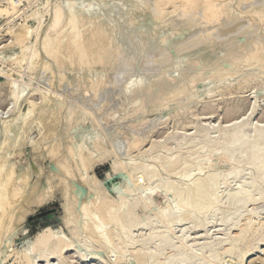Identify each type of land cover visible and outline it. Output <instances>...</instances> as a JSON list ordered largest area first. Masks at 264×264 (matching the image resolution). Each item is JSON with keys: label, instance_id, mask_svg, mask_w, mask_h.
I'll use <instances>...</instances> for the list:
<instances>
[{"label": "rangeland", "instance_id": "rangeland-1", "mask_svg": "<svg viewBox=\"0 0 264 264\" xmlns=\"http://www.w3.org/2000/svg\"><path fill=\"white\" fill-rule=\"evenodd\" d=\"M10 1L13 2V6L15 5L13 7L14 11H10L11 13L9 14L1 13L0 11V147L4 148L0 149L5 151H3V153L2 150H0V163L2 165V167L1 165L0 167L2 169H5L6 166V170H11L16 175H19L23 169H26V172H28V184H30L31 187L33 186L35 180L38 179L37 177L40 176V179L42 180L44 179L42 174L48 175L51 172V169H53L52 163L55 164V160L59 159L54 158V156L66 158L65 156H68L66 154L67 152L65 153L67 148L69 149L68 151L76 152L77 150L79 151V149L82 150L83 146V150L87 149V151L91 153L93 151L91 144L94 145V138L99 136V138L102 139V151L90 157V159L86 161L81 168L77 166H73L72 168V173L81 175L82 179H77L76 181L72 182L70 192L66 194H69L70 197L66 196L67 201H65L67 204L64 203V205H68L70 209L67 208V206L66 208L70 211H74L75 208L77 210L80 208L81 203L79 202L81 199H87L91 201L93 207L95 206V208H97V211H100L101 217L103 218V210H107V208L104 207H112L113 201L117 203V198H115L112 194L113 186H115V184L117 185L122 179H125L131 190L134 191H132V193H135L134 195L137 200L144 198V190L145 192L152 193V198L150 200L151 206L146 208L144 211L140 209L136 210L134 214L135 219L133 217H131V219L141 224L152 221L157 228L156 233H164L167 231V229L165 228L164 224L159 222V211L165 209L166 202L177 205V197L184 195L187 185L184 182H181L178 184L179 186L176 190L165 195H161V185H170V181L174 182L175 179H178V177L181 175L180 173L182 172L186 174L188 173L189 175H195L197 172L196 168L208 163V161H213V172L216 177L227 173L232 168L243 167L244 160L239 156L238 152H235L231 158H225L222 154V150H219L218 155L220 156L213 160L209 157V155L202 154V158L198 163L199 167H195V165L189 163L181 168H171L172 170H169L168 173H166L168 175L165 174L162 177L159 176L154 181L149 182V184L144 182L142 185L145 188L144 190H141V188L139 189L136 186L138 185L136 184L138 182L135 181H137V179L140 177L138 170L131 172L128 169V166L130 165H134L136 167L145 165L150 166L149 157L156 156V154H158L157 152H159L160 155H164V151L167 153V150H172L181 144V142L184 143L189 139L191 140L193 138V144H201L204 139L203 135L205 130L207 133H209L208 139L213 142L219 141L221 138V133L223 135V133L228 131L226 127L240 121L252 107H254V114L246 121L243 131L249 133L248 128L252 125L264 126V51H262L264 49V0H218L219 5L217 2H215L216 5L214 4V7L216 11H219L220 13L222 12V15L215 23L202 17L204 10L201 6L202 4H199L201 1H199V5L195 7L196 10L193 9L194 3L192 4L193 7L190 8L191 12L189 8L184 9L187 10V12L189 10L188 14L184 11L183 13L186 14L184 15L182 14L183 9L181 10V7L177 4L176 6L178 8L180 7V11H177V7L174 4L164 5L165 7L162 6L160 9L158 0H83V5L92 3L91 9L101 10L103 15L102 18L107 24H105L102 19L100 20L101 22L99 21L100 23H98L102 24L103 26L107 25L106 28L108 29L105 28L100 30V28H97L96 26L91 30V26L93 27L99 24H95L93 21L92 22L94 24H91L90 22L85 23V21H82V24H84L83 26L90 29L91 35L96 33V37H94L95 35L92 36L95 39L94 40L92 38L93 42L90 38L87 39L85 36L88 34V29L85 27H81L83 30L80 29V35L88 40V45L91 43L90 47H92V44L94 43L93 46L95 48L92 47V52L95 50V52L98 51V54L101 55L99 56L95 52L91 53L90 48L87 47V50L90 51H85L86 53L83 51V56L81 57L83 60L86 58V56L84 57V54L87 53L90 54H87L89 56H87V58H90V56H93L94 54L98 56L97 58V56L94 55L93 59H91L93 62L90 61V66L89 63H87V61H89L87 58L83 63V60L77 57L79 55L76 54L75 57L71 50H67L68 45L66 43L69 41H67L68 38L65 40L67 36L66 34H63L65 32L62 29L61 32H63L62 34L65 35V37L63 35L61 36L64 37L66 42L63 40L62 42L64 43L61 47L66 46V49L60 47L58 48L59 51L56 53L60 52L61 55V52L63 53L65 50L67 52L64 51V56H59L60 59L65 57V53H67L66 56H68L66 58L70 61L72 58L74 61L79 59L77 62L81 61L82 63L80 62V64L83 66H78L80 69L76 67L77 65L75 66L76 63L73 61V59V62L71 61L69 65H73L75 63L73 65L75 67L72 65V67L69 66L67 64L69 61H67V59L65 61V58L61 59L63 62L59 60L57 54H54L56 56L55 58L61 63L56 61L60 67L58 68L57 65V67L54 68V65H52L54 63V59H52L54 56L51 55V59L49 57L46 58L42 47L44 46L43 44L47 42L45 40L51 41V36H56L55 33L53 34L52 31L47 29L50 22L52 8L58 3H65L68 0H48V2L47 0H9V2ZM7 2L8 0H0V9L5 8L7 6ZM221 4L222 7L220 6ZM199 6L200 9H197ZM153 7L156 8V10ZM171 7L174 9H171ZM218 7L219 10H217ZM158 10H161L162 12H158ZM19 11L20 14L18 13ZM15 13L19 15L17 16ZM157 13L160 15L158 16ZM257 13L260 15L258 16ZM251 18H253V20ZM120 22L126 23L124 25H126L127 28L129 27L131 30L134 29L138 24H140V26L142 25L141 27L144 28L147 26L146 28L149 30L148 37H151L150 39L147 36H144L138 39V41L141 39L139 43H143L144 40H147L145 44L150 47L146 53H143L140 49H145V47L143 48L144 43L141 46L137 41L139 45L136 44L137 48L135 47V49L138 50L135 51L139 54H134L133 58L127 60L126 63H124V59L122 58L121 54L126 52L129 53L128 50L131 43L126 41L125 45L127 46H125L124 41L125 39L130 41L131 37L130 40L128 36V38H124V36L128 34L127 33L126 35L122 34L123 37L121 38V32L119 30V27L121 26ZM192 22L194 23L192 24ZM112 23L114 25H110ZM45 28L49 31V33H47V30H44ZM57 28L59 30H57V32L59 33L61 29H59V26ZM115 28L120 32V35L117 30L115 31ZM86 29L87 31L85 33L84 31ZM94 29L99 31V35ZM25 30H27V32H25ZM110 30H113L115 35ZM101 31L103 33L106 32L105 35L108 40L104 38V34H102L104 37H101L104 40L99 37L101 35ZM15 32L17 34L16 36ZM82 32L86 35H84ZM18 33L19 37L22 34H25L26 36L29 35L28 39L27 37L25 39V35L21 36L24 38V40L23 38L21 39V37V40L18 39ZM112 34L114 37L116 34H118L121 39L118 35L115 39ZM59 35H57L58 38L61 37ZM13 36L15 37L13 38ZM155 37L158 39L156 41L154 40V42L159 40L157 43L151 41ZM99 38L101 40H98ZM110 38L111 42L113 40L115 43H111ZM159 38H162L163 40ZM12 39L14 42H16L17 39L19 40L17 41V44H14L15 46L13 45L14 42ZM52 39L55 40L56 37H53ZM62 39L63 38H60V40ZM166 39H168V41ZM118 40H121L120 42L123 44V48H121V50H117L115 48L117 42H119ZM99 41L101 44L103 43L105 46H107L105 47L106 50L104 47H102L104 50L101 49ZM105 41L109 42V44ZM162 41H164V43ZM95 43H98L99 45L96 44L95 46ZM191 43L192 45L187 46ZM157 44L158 46H156ZM3 45L6 47L3 48ZM7 45L13 46H9L8 48ZM152 45H154V47ZM97 46L100 48H97ZM138 46L139 48L141 46V48L139 49ZM155 47H159L157 51L155 50L157 53H161L164 48L167 49V51H165L167 52L165 54L166 58L164 57L163 61L161 60L162 58L160 56L159 57L161 58V61H158L159 53H155ZM109 48L112 52L109 50ZM77 49L78 48H74L73 52ZM260 49L262 53L260 52ZM116 50L120 53H118ZM33 51L36 53L33 54ZM113 51H115V53ZM69 52H71V59L69 58ZM252 52L253 54L251 55ZM256 52H258L257 56L261 54V57L259 56L261 61H258V63L252 58L253 56L255 58L256 55L254 54ZM113 53L117 55H114ZM37 54L39 55L37 56ZM34 55L35 57L37 56V58L33 59ZM111 55L113 57H111ZM214 55H216V58L219 56L216 62V59L214 60L215 63L212 62L207 65L204 63V65H202L204 58ZM249 55H251L252 59ZM104 56L108 57V60H106L107 58ZM150 56L153 57L152 60L154 61H151V64L147 65L145 63L146 61L143 60L147 59V57L150 58ZM155 56L157 58H155ZM95 57L98 60H96ZM50 60L53 61L50 63ZM43 62L45 63L44 66L40 64ZM56 62L54 63L55 66L57 64ZM46 63H50V66L48 65L49 68L47 69ZM195 63L196 65L197 63L199 65L197 67L191 65H195ZM77 64L80 65L79 63ZM64 65H67L68 67H65ZM191 66H193V69L196 68L194 69L195 71L193 73L190 71ZM31 67L34 69L31 70ZM43 67H45V70ZM56 68L58 69L56 70ZM172 74L175 76V78L173 76V78L169 79V77H172ZM188 74H192L191 77H193V81H191V83L189 81L190 84L188 83V78L190 77ZM193 75L196 77L194 78ZM124 77L128 78L125 79ZM191 77L190 80L192 79ZM129 78L133 79V82L129 81ZM127 79L128 82H131L130 87H132L134 90L130 88L132 91L130 92L129 90L125 93V90L123 89L124 82ZM60 80L62 81L60 82ZM101 85L104 86L101 87ZM180 88H182L183 91H181ZM177 89L182 93H184V89H186L184 94L179 92V94H182L183 97L182 95L176 93ZM146 90L150 92L148 97L144 94V91ZM133 91H135L136 94H133ZM14 94H16V96ZM135 97L138 98V100L135 99ZM142 97L144 99H142ZM43 100L46 101L50 106H45L47 103H45ZM31 102L33 106L36 104L34 107L32 106L33 110H31ZM53 102L56 105L53 104ZM52 104L53 108L55 109H52ZM42 105H44V107L49 110H45L44 107L43 110L40 109ZM13 107L14 109H12ZM38 108L40 111H38ZM34 110H36V115H38L40 112L42 113L41 116L44 114V117L42 116V119H39L41 118L39 114V118H35V114L32 113ZM45 111H47L48 114L50 113L49 111H53V114L51 112V116H49ZM28 113H30V119L28 118L29 121L26 120ZM69 114L73 115L70 116ZM31 115H33L34 118ZM57 115L60 117H58V120ZM45 117H47L48 120ZM49 117H54L56 119L53 118L52 120ZM24 118L27 123L23 121ZM31 118L33 120H37L32 121ZM45 119L47 121H45ZM49 119L52 120V122L54 120L55 121L52 123ZM3 121L7 122L3 123ZM37 121L40 122V124L37 123ZM28 122L30 124L32 122V124L34 123L35 125H27ZM41 122L43 123L41 124ZM46 122L51 123L46 124ZM22 123H25L24 126H22ZM4 124L9 126L6 127ZM38 124L40 125V128L43 127V124L45 127L40 129L39 126H37ZM48 127L53 129V131L51 129V132L53 133L50 132V129H46ZM213 127L218 129H213ZM20 129H22L21 132H19ZM208 129L209 131H207ZM225 129L227 131H224ZM48 130L50 132L49 135ZM4 131L6 133H10L12 135L11 138L9 137L10 134L7 133L8 135H6ZM20 133H22V136ZM5 135L7 137V141L4 140ZM42 135L49 140H47V142L50 143H47L46 145L49 146L50 149L54 147V143L55 145H60L59 149H56V153L54 155L48 152L46 153V151H48L47 148H43L42 152L34 151V148L37 147V150L40 148V146H42V144H40L44 138ZM38 138L40 142L38 141ZM101 139L98 140L100 141ZM3 140L6 143L8 140L9 142L5 145ZM134 140H136V142L139 141L141 145L138 146V143L136 145L138 146L137 148H135L136 146H133V149H131L132 144L130 142H135ZM51 144L52 146L50 147ZM193 144L187 145L185 148L183 147L184 152H186L185 149L187 148L190 149L189 151L192 154V151L201 147V145H199L198 147L192 149ZM160 145H163V149L160 147ZM73 146H75V150L73 149ZM158 148L162 150L159 151ZM187 155L190 154L187 152ZM6 156L7 158H4ZM52 157L54 158V161ZM113 166L116 167V171L112 169ZM167 167H169V165ZM150 168H152V165ZM184 168L185 171H183ZM135 171L138 173V175H136L137 173ZM131 173H135V179H133L134 175ZM37 174L39 175L37 176ZM129 174L132 177H130ZM168 181L170 183H168ZM242 182L243 181L236 182L229 179L225 186L219 189L217 192L219 196V207L225 206V196L227 193L241 187ZM41 189H44L47 192H43ZM41 189L40 193L43 192V194L45 193L44 196H46L48 190L45 187V184ZM61 189L62 188L60 185L55 186L54 191L52 190V192L48 194V200L43 197L44 200L46 199L43 204H40L36 209H34L33 212H29L25 216L21 222L22 224H19L22 226V228L19 225L18 226L21 229H19L18 226V228H16V230L18 229L17 231L20 232L18 235L14 236L15 238H7L10 233V229H7V233L4 232L6 229L3 231L4 233L2 232L3 235H0V264H26V261L21 256H19L18 253L22 250L24 242L33 239L36 234H39L45 229L58 232L64 239H70V241L76 239V237H74L75 239L72 237V233L77 226V228L82 226V224L79 223V220L80 222L82 220V216H79L80 213L78 215L77 213L75 214L77 211H74L72 215L76 216L72 217V215H70V217H72V220L70 218V222H73L74 220V223H72L73 225L71 223L66 225L63 216L65 215V210H68L64 209L65 207L63 208L65 195H63L64 193ZM100 192L102 195L105 192V195L107 196H103L104 198H101L105 201L103 203L102 201L99 202L100 200L98 201V197L101 194L98 195V197H95ZM95 193L96 195L94 196L93 194ZM43 194L41 193L40 195L43 196ZM95 199H97V201ZM98 204H101L102 208H99ZM28 209L30 211L32 208ZM21 212L19 211V214ZM93 213H95V211ZM19 214H17V216ZM197 216L199 218V222L201 220L206 221L207 219V215L205 213L197 214ZM249 221H251V236L253 237L251 238L250 236L249 240L246 239L241 244H239L240 246L238 245L236 248L237 251L228 255L222 251V248H217V256H215L217 258H208L206 249H204L202 250L200 263L264 264V243L262 241V233L264 232V201L248 204L245 207V213L237 219L236 227L228 226L227 228H222L219 226L217 219L214 218L210 225H207V227H199L195 231L190 232H185V228L187 227L186 224L183 226L177 224L171 230L167 231V235L170 236L169 238L172 239V241L180 250L183 249L184 251L191 252L196 251L197 245L206 247L214 240H223L226 237H236L239 228L244 224L249 223ZM74 225H76L75 228ZM128 228L129 229L126 230V235L130 238L132 244L128 245L125 249H122V251H124V257L122 258L118 252L121 250V243L117 238L113 240L112 245L106 248L93 242L94 240L92 239H89L86 242H81L79 239L81 238L80 236L82 235V231H79V233L76 229V234H79L78 236L80 237L74 242L77 254L69 251L64 252L62 253L61 261L64 264H81L79 257L92 253V256H96L99 259L101 258L100 263L85 264H137L133 257L135 250L139 246L140 241L148 234V232L142 230V227L138 225H128ZM89 230L90 229L88 228L87 231ZM17 231L15 234H17ZM87 231H85L86 236H88L86 233ZM69 236H71L72 239L71 237L69 238ZM204 236L207 238L205 241L203 238ZM6 240L9 241V244H7L8 241ZM151 247L152 246L149 248L151 249ZM166 254H168L167 251L162 257L167 256ZM38 264L43 263L38 262ZM48 264L54 263L50 261Z\"/></svg>", "mask_w": 264, "mask_h": 264}, {"label": "bare ground", "instance_id": "bare-ground-1", "mask_svg": "<svg viewBox=\"0 0 264 264\" xmlns=\"http://www.w3.org/2000/svg\"><path fill=\"white\" fill-rule=\"evenodd\" d=\"M85 1V0H84ZM87 1H91V0H87ZM198 1V2H197ZM199 1H201L200 3H199ZM257 1V0H256ZM20 2V1H19ZM47 2H48V0H47ZM215 2H217V4H218V0H158V5L160 6L159 8L161 9V7L162 6H164V5H168V4H174L175 6H176V4L178 5V6H180L181 7V10H182V14H184L183 12L185 11V13L187 12V10H184V9H188L189 8V10H190V8L191 7H193V3H194V7H193V9H195V7L197 6V5H201L202 6V8H203V12H204V14L202 13V17L204 18V19H206V20H210V21H212V22H216V21H218V19H219V17L222 15L219 11H216L215 10V7H214V4H215ZM157 3V2H156ZM197 3V4H196ZM199 3V4H198ZM16 4V3H15ZM146 4V3H145ZM43 5V4H42ZM56 5V4H55ZM91 5H92V3H88L87 5H83V0H68V1H66L65 3H63V2H60V3H58L55 7H53L52 8V11H51V16H50V22H49V26H48V30L49 31H52V33L54 34L55 33V35L56 36H53V37H56V41L54 40V39H52L53 37L51 36V41H48V40H45V41H47L45 44H43L44 46H42L43 47V52H44V54H45V57L47 58V57H51V55H53L54 56V58H52V59H54V63L57 61H59V60H61V59H64L65 61H66V57H68V56H66L67 55V53H65V57H62L61 59L59 58V56L61 57L62 55H63V53H64V51H63V53L61 52V55H60V52L59 53H56V52H58L59 51V49L58 48H60L61 46H63V43L64 42H62L63 40H64V37H65V35H63V34H66V38H65V40H67V38H68V40L67 41H69L68 43H66L68 46H67V50L68 51H72V53H74V56L77 54V55H79V56H77V57H79V58H81L82 56H83V51H84V53H86L85 51H90L91 49H92V47L93 48H95L94 46H93V44H92V47H90L91 46V43L88 45V38H90L91 39V41H92V36H94V37H96V33L93 35H91V31H90V29H88L87 27H85V26H83L84 24H82V21L84 22L85 21V23H87V22H90L91 24L94 22L95 24H99L101 21V19L103 20V18H102V12H101V10H94V9H91ZM216 5V4H215ZM219 5V4H218ZM15 6V5H14ZM13 6V2L12 1H10L9 2V0H8V2H7V6L5 7V8H2V9H0V11H1V13H6V14H9V13H11L10 11H14V7ZM17 6H18V4H17ZM221 7H222V4L220 5ZM156 7V6H155ZM165 7V6H164ZM174 7V6H173ZM177 7V6H176ZM176 7H175V9H176ZM180 7L178 8L177 7V11L180 9ZM143 8H144V5H143ZM154 8V7H153ZM140 9V8H139ZM155 10H156V8H154ZM157 9H158V7H157ZM171 9H174V8H172L171 7ZM197 9H200V6H199V8H197ZM16 10H18V9H16ZM189 10H188V12H189ZM196 10V9H195ZM217 10H219V7L217 8ZM223 10V9H222ZM263 10H264V8H263ZM159 11H161V10H158V12ZM174 11V10H173ZM180 11V10H179ZM194 11V10H193ZM220 11H221V9H220ZM262 11V10H261ZM15 12H17V11H15ZM157 12V11H156ZM162 12V11H161ZM160 12V13H161ZM188 12H187V14H188ZM190 12H191V10H190ZM19 14H20V11L18 12ZM87 13H90V14H87ZM131 13V12H130ZM129 13V14H130ZM193 13V12H192ZM254 13H256V12H254ZM16 14V13H15ZM18 14V15H19ZM158 14V16L160 15L159 13H157ZM229 14V13H228ZM17 15V14H16ZM15 15V16H16ZM17 15V16H18ZM31 15V14H30ZM161 15H162V13H161ZM184 15H186V14H184ZM191 15V14H190ZM196 15V14H195ZM257 15H258V13H257ZM260 15V14H259ZM258 15V16H259ZM165 16V15H164ZM228 16V15H227ZM256 16V15H255ZM254 16V17H255ZM10 17H11V15H10ZM14 17V16H13ZM200 17V16H199ZM224 17V16H223ZM253 17V18H254ZM261 17H262V15H261ZM15 18V17H14ZM29 18V17H28ZM194 18V17H193ZM253 18H251L252 20H253ZM264 18V17H263ZM188 19V18H187ZM190 19V18H189ZM194 20V19H193ZM213 20H215V21H213ZM254 20H256V19H254ZM259 20V19H258ZM93 21V22H92ZM100 21V22H99ZM104 21V20H103ZM102 21V22H103ZM190 21V20H189ZM257 21V20H256ZM10 22V21H9ZM99 22V23H98ZM107 22H109V21H107ZM114 22V21H113ZM196 22V21H195ZM80 23V24H79ZM90 23H88L89 25H91ZM93 23V24H94ZM104 23H105V21H104ZM110 23V22H109ZM115 23V22H114ZM121 23V22H120ZM191 23V22H190ZM194 22H192V24H193ZM256 23V22H255ZM261 23V22H260ZM82 24V25H81ZM105 24H107V23H105ZM124 24H126V23H121L120 25L122 26H120L119 28V30H120V32H121V35H120V32L115 28V31L117 30L118 32H119V35L121 36V38L123 37V35H126L127 33V35L126 36H124V38H126L127 36L129 37V40H130V37H131V40L130 41H128V40H126L125 39V41H124V45H125V42L127 41V42H130L129 44V53H123V54H121V56H122V58L124 59V63H126L127 62V60H129V59H131V58H133V55L134 54H139V53H136V51L135 50H138V49H135V47L137 46V45H141L142 46V44L144 45L143 46V48L145 47V49H142L141 48V46H140V48H139V46H138V48L140 49V50H142V52L143 53H146V51H148V49H149V47L150 46H147V44H145V42H147V40L145 41L144 39V41H143V43H139L140 42V40L138 41V39L140 38V37H144V36H149V30H148V28H146L147 26H145V28L144 27H141L140 26V24H138L136 27L135 26H133V27H135L134 29H129V27L127 28V26L126 25H124ZM81 25V26H80ZM88 25V26H89ZM110 25H114L113 23L112 24H110ZM109 25V26H110ZM148 25V24H147ZM152 25V24H151ZM6 26V25H5ZM59 26V29H61L60 30V32L62 31V29H63V31L65 32V33H63V32H61V34L59 35V33L57 32V30H58V27ZM97 26V28H100V30L101 29H105L106 28V26L104 25H102V24H99V25H95V26H89L90 28H91V30H92V28H94V27H96ZM49 27H50V29H49ZM87 28L88 29V31H87V29L84 31L85 33H86V31L88 32V34H89V31H90V34L89 35H91V36H89L88 34V36L85 34V33H83L84 35H86L85 37L87 38H85V37H83V36H81L80 35V29H82V28ZM104 27V28H103ZM117 27V26H116ZM55 28H56V30H55ZM96 28V29H97ZM112 28V27H111ZM118 28V27H117ZM193 28V27H192ZM46 28L44 29V30H47ZM106 29H108V28H106ZM113 29H114V27H113ZM153 29H155V28H153ZM10 30V29H9ZM47 30V33H49V31ZM83 30V29H82ZM95 30V29H94ZM93 30V31H94ZM59 31V30H58ZM93 31H92V33H93ZM96 32H97V34L99 35V31L98 30H95ZM94 31V32H95ZM102 31H104V30H102ZM101 31V35L99 36L100 38L101 37H104L105 39H107V37H106V32L105 33H103ZM105 31H107V30H105ZM110 31H112L113 32V30H110ZM9 32V31H8ZM22 32V31H21ZM25 32H27V30H25ZM24 32V33H25ZM58 34H57V33ZM11 33V32H10ZM23 33V32H22ZM44 33H45V31H44ZM46 33V34H47ZM63 33V34H62ZM108 33H111V32H108ZM116 33V32H115ZM26 34V33H25ZM25 34H22V35H20V37L21 36H23V35H25ZM45 34V35H46ZM82 34V35H83ZM102 34H104V36L102 35ZM113 34H114V32H113ZM112 34V35H113ZM123 34V35H122ZM129 34H130V36H129ZM153 34V33H152ZM13 35V34H12ZM17 34H16V32H15V36H16ZM50 35V34H49ZM57 35H59V36H61V35H63L64 37H57ZM98 35H97V37H98ZM112 35H110V36H112ZM115 35V34H114ZM114 35H113V37H114ZM118 34H116V36H117ZM118 35V36H119ZM160 35V34H159ZM158 35V36H159ZM15 36H13V38L15 37ZM28 36L29 35H25V39H26V37H27V39H28ZM44 36V35H43ZM42 36V37H43ZM46 36H48V35H46ZM46 36H45V38H46ZM79 36H81V37H79ZM107 36H108V34H107ZM109 36V37H110ZM116 36L114 37L115 39H116ZM120 36H119V38H120ZM154 36V35H153ZM12 37V36H11ZM18 37H19V33H18ZM20 37L18 38V39H20ZM127 37V38H128ZM23 37H21V39H22ZM44 38V37H43ZM60 38H63L62 40H60ZM98 39V40H101V39H103V38H101V39ZM118 38V39H119ZM120 38V39H121ZM148 38H150L151 39V37H148ZM194 38H195V36H194ZM16 40V42H14V40H13V45L16 43L17 44V41H19V40ZM20 39V40H21ZM57 39H58V41H57ZM94 39V38H93ZM113 39V38H112ZM158 38L157 37H155V38H153V40H151V41H153L154 42V40L156 41ZM159 39H162V38H159ZM23 40H24V38H23ZM23 40H22V45H23ZM50 40V39H49ZM64 40V41H65ZM95 40V39H94ZM104 40V39H103ZM102 40V41H103ZM108 40V39H107ZM149 40V39H148ZM163 40V39H162ZM167 41H168V39H166ZM28 41V40H27ZM55 41V42H54ZM90 41V42H91ZM117 41V40H116ZM119 41V40H118ZM121 41V40H120ZM117 42V45H116V49L117 50H121V48H123L122 47V43L121 42ZM137 41H138V43H137ZM159 41V40H158ZM157 41V42H158ZM25 42V41H24ZM43 42V41H42ZM66 42V41H65ZM93 42V41H92ZM105 42H107V41H105ZM104 42V43H105ZM110 42H111V38H110ZM112 42H113V40H112ZM111 42V43H112ZM149 42V41H148ZM157 42H154V43H157ZM163 43H164V41H162ZM161 42V43H162ZM19 43V42H18ZM99 43H100V41H99ZM108 44H109V42H107ZM113 43H115V42H113ZM168 43V42H167ZM193 43V42H192ZM192 43L191 44H189V45H187V46H190V45H192ZM11 44V43H10ZM66 44H64V45H66ZM96 44L97 45H99L98 43H95V46H96ZM107 44V45H108ZM137 44V45H136ZM149 44H151V43H149ZM13 45H9L10 47L11 46H13ZM21 45V44H20ZM41 45V44H40ZM102 45V46H101ZM111 45V44H110ZM113 45V44H112ZM9 46L7 45V47L9 48ZM15 46V45H14ZM125 46H127V45H125ZM153 47H154V45H152ZM156 46H158V44L156 45ZM3 48H5L4 47V45L2 46ZM19 47V46H18ZM66 46H64V47H61V48H65ZM73 47V48H72ZM87 47L88 48H90V50H87ZM99 46H97V48H98ZM100 47H101V49H103L102 47H104V49H105V47H107V46H105L103 43L101 44L100 43ZM99 47V48H100ZM108 47H110V46H108ZM160 47V46H159ZM158 47V48H159ZM161 47H162V45H161ZM163 47H164V45H163ZM175 47V46H174ZM1 48V47H0ZM69 48V49H68ZM71 48V49H70ZM74 48H78L77 50H74V52H73V49ZM112 48V47H111ZM127 48V47H126ZM137 48V47H136ZM156 49H154V51L156 50H158V48L157 47H155ZM167 48H168V46H167ZM27 49V48H26ZM66 49V48H65ZM103 49V50H104ZM163 49V48H162ZM165 49V50H164ZM163 50H162V52L160 53V52H158L159 53V55H158V58H159V62L162 60H164L163 58L165 57L166 58V56H165V54L167 53V52H165V51H167V49L166 48H164ZM262 49V48H261ZM261 49H260V52H261ZM24 50V49H23ZM35 50V49H34ZM54 50V51H53ZM61 50H63V49H61ZM97 50V49H96ZM99 50V49H98ZM106 50V49H105ZM109 50H110V48H109ZM114 50V49H113ZM116 50V51H117ZM144 50V51H143ZM36 51V50H35ZM53 51V52H52ZM77 53H76V52ZM102 51V50H101ZM111 51V50H110ZM155 51V53H157ZM160 51V50H159ZM262 51H264V49L262 50ZM43 52H42V54H43ZM65 52H67V51H65ZM91 53H94L95 52V50H93V52H92V50L90 51ZM106 52V51H105ZM112 52V51H111ZM114 53H115V51H113ZM118 52V51H117ZM123 52V51H122ZM135 52V53H134ZM259 52V53H260ZM36 52H34L33 51V54H35ZM53 53V54H52ZM71 52H69V54H70ZM95 53H97V55H99L98 53V51H96ZM113 53V54H114ZM118 53H120V52H118ZM157 53V54H158ZM262 53V52H261ZM57 54L58 56V58H59V60H56V56L55 55ZM68 54V55H69ZM87 54H89V53H87ZM87 54H84V57L86 56V58H87ZM101 54V53H100ZM106 54H107V52H106ZM112 54V53H111ZM152 54H154V53H152ZM161 54V55H160ZM219 54V53H218ZM253 54V52L251 53V55ZM32 55V54H31ZM39 54H37V56H38ZM90 55V54H89ZM95 55V54H94ZM94 55L92 56H90V58H87V60H89V61H87V63H89V66H90V61H91V59H93V57H94ZM97 55H95V56H97ZM105 55V54H104ZM114 55H117V54H114ZM150 55V54H149ZM154 55H156V54H154ZM251 55H249L250 56V58H251ZM254 55H256L255 56V58H254V56L252 57L253 58V60L254 61H256L257 63H258V61H261L260 60V58H259V56L261 55V54H259V56H257L258 55V52H256ZM37 56L35 57V55H34V57H33V59L34 58H37ZM52 56V57H53ZM64 56V55H63ZM99 56H101V55H99ZM103 56V55H102ZM108 56V55H107ZM132 56V57H131ZM138 56V55H137ZM153 56V55H152ZM162 58H160V57ZM216 55H214V56H210V57H206V58H204V62H203V64L202 65H204V63L207 65V64H210V63H212V62H214V60H215V62L218 60V58H219V56H217L218 58H216L215 57ZM262 56H263V54H262ZM32 57V56H31ZM72 58V56H71V54L69 55V58ZM76 57V56H75ZM74 57V58H75ZM89 57V56H88ZM92 57V58H91ZM105 58H107L106 60H108V57H106V56H104ZM111 57H113L112 55H111ZM261 57V56H260ZM48 58V59H49ZM70 58V59H71ZM86 58H84V60L86 59ZM96 58V57H95ZM97 58H98V56H97ZM96 58V60H98ZM104 58V59H105ZM152 58L153 57H151L150 56V58L149 57H147V59H144L143 61H146L145 63L147 64V65H149V64H151V61H154V60H152ZM155 58H157L156 56H155ZM154 58V59H155ZM249 58V59H250ZM251 58V59H252ZM51 59V58H50ZM73 59V58H72ZM72 59H71V61H72ZM82 59V58H81ZM80 59V60H81ZM103 59V60H104ZM112 59V58H111ZM161 59V60H160ZM233 59H234V57H233ZM235 59H237V58H235ZM263 59V58H262ZM18 60V59H17ZM17 60H15V61H17ZM41 60H43V59H41ZM77 60H79V59H77ZM77 60H75L74 61V59H73V61L76 63H74L75 64V66L76 67H78V66H82L81 64H80V62L78 61L77 62ZM83 60V59H82ZM84 60H83V63H84ZM95 60V59H94ZM96 60H95V62H96ZM113 60V59H112ZM43 61H45V60H43ZM51 61H53V60H50V63H51ZM62 61V60H61ZM64 61V62H65ZM67 61H69L67 64L69 65V63L71 62L70 60H68L67 59ZM72 61V62H73ZM85 61V62H86ZM102 61V60H101ZM101 61H100V63H101ZM114 61V60H113ZM156 61H157V59H156ZM201 61H202V59H201ZM200 61V62H201ZM47 62V61H46ZM56 62V63H57ZM63 62V61H62ZM91 62H93V61H91ZM98 62V61H97ZM111 62V61H110ZM214 62V63H215ZM32 63V62H31ZM49 63V64H50ZM53 63V62H52ZM52 64V65H54V68L55 67H57V65H58V63H61V62H58L57 64H56V66H55V64ZM66 63H63V64H66ZM77 63H79L80 65H78ZM82 63V62H81ZM103 63V62H102ZM144 63V64H145ZM155 63V62H154ZM14 64V63H13ZM34 64H35V61H34ZM40 64H42V66H44V62L43 63H40ZM47 64V63H46ZM49 64H47L46 65V69L47 68H49L48 67V65ZM73 64V65H74ZM92 64V63H91ZM97 64V63H96ZM153 64V63H152ZM72 65V64H71ZM71 65H69V66H71ZM72 65V66H73ZM93 65V64H92ZM103 65V64H102ZM191 65H193L194 67H197L199 64L197 63V65H196V63H195V65L194 64H191ZM201 65V66H202ZM33 66H35V65H33ZM50 66V65H49ZM61 66H62V64H61ZM65 66V65H64ZM67 66V65H66ZM65 66V67H66ZM71 66V67H72ZM75 66H73V67H75ZM85 66V65H84ZM193 66H191V70L190 71H192V73L195 71L194 69H196V68H194L193 69ZM60 66L58 65V68H59ZM68 67V66H67ZM83 67V66H82ZM44 68V70H45V67H43ZM58 68H56V70L58 69ZM62 68V67H61ZM79 68V67H78ZM31 70L32 69H34L33 67H31L30 68ZM73 69V68H72ZM80 69V68H79ZM198 69V68H197ZM43 70V69H42ZM63 70V69H62ZM75 70V69H74ZM133 70V69H132ZM131 70V71H132ZM136 70V69H135ZM51 71H52V69H51ZM65 71V70H64ZM77 71V70H76ZM133 72V71H132ZM52 73V72H51ZM58 73H59V71H58ZM191 73V72H190ZM60 74V73H59ZM132 74V73H131ZM195 74V73H194ZM54 75V74H53ZM128 75V74H127ZM189 75V74H188ZM192 75V74H191ZM191 75H189L190 77H191ZM57 76V75H56ZM59 76V75H58ZM62 76V75H61ZM60 76V77H61ZM124 76H125V74H124ZM172 77H169V79L170 78H173V74L171 75ZM189 76H187V77H189ZM194 76V75H193ZM41 77V76H40ZM54 77V76H53ZM190 77L188 78L189 80H188V83H189V81H190V83H191V81H193V77H191L192 79L190 80ZM196 76H194V78H195ZM43 78V77H42ZM41 78V79H42ZM118 78V77H117ZM121 78V77H120ZM119 78V79H120ZM125 78V77H124ZM124 78H122V79H124ZM126 78H128V77H126ZM125 78V79H126ZM130 78H132V77H130ZM129 78V81H131V82H133V79H130ZM134 78V77H133ZM174 78H175V76H174ZM57 79H59V78H57ZM61 79V78H60ZM63 79H64V75H63ZM62 79V80H63ZM168 79V78H167ZM166 79V80H167ZM169 79H168V81H169ZM49 80V79H48ZM62 80H60V82L62 81ZM59 82V81H58ZM122 82V81H121ZM124 82V81H123ZM131 82H128V79L124 82V89L123 90H125V93H126V91H129L130 90V92L132 91V87H130V84H131ZM189 83V84H190ZM85 85V84H84ZM99 85V84H98ZM97 86V85H96ZM102 86H104V85H101V87ZM101 87H99V88H101ZM95 88V87H94ZM130 88H132V89H130ZM93 89V88H92ZM95 89H97V88H95ZM94 89V90H95ZM181 89V91H183L182 90V88H180ZM11 90H12V88H11ZM134 90V89H133ZM136 90V89H135ZM173 90V89H172ZM171 90V91H172ZM185 90L186 89H184V93H185ZM13 91V90H12ZM147 91V92H146ZM146 91H144V94H145V96H147L148 97V94L150 93V92H148V90H146ZM170 91V92H171ZM16 92V91H15ZM96 92H98V91H96ZM179 92L180 91H178V89H177V91H176V93L177 94H179ZM20 93V92H19ZM133 94L135 93V91H133L132 92ZM131 93V94H132ZM180 93H182V92H180ZM184 93H182V94H184ZM17 94V93H16ZM16 94H14L15 96H16ZM36 94V93H35ZM39 94H41V93H39ZM45 94V93H44ZM128 94V93H127ZM136 94V93H135ZM182 94H179V95H182ZM22 95H23V93H22ZM129 95V94H128ZM138 95V94H137ZM39 96V95H38ZM50 96V95H49ZM142 96V95H141ZM144 96V95H143ZM145 96H144V98H145ZM19 97H20V95H19ZM45 97V96H44ZM182 97H183V95H182ZM15 98V97H14ZM40 98V97H39ZM143 97H142V99H144ZM16 99V98H15ZM34 99V98H33ZM41 99V98H40ZM46 99V98H45ZM135 99H137L138 100V98H136L135 97ZM29 100V99H28ZM39 100V99H38ZM47 100H48V98H47ZM54 100V99H53ZM140 100V99H139ZM31 101V100H30ZM30 101H28V102H30ZM44 101V100H43ZM50 101V100H49ZM24 102V101H23ZM41 102V101H40ZM40 102H38V103H40ZM45 103H47L46 101H44ZM135 102V101H134ZM136 102H138V101H136ZM14 103H15V101H14ZM16 103H17V101H16ZM43 103V102H42ZM50 103H52V102H50ZM53 104H55L54 102H53ZM53 104L51 105V107H52V109H55V108H53ZM10 105V104H9ZM36 105V104H35ZM34 105V106H35ZM49 104L47 103V105L45 104V106H48ZM56 105V104H55ZM12 106H14V105H12ZM31 110H33V104H32V102H31ZM33 106V107H32ZM50 106V105H49ZM38 107H40V106H38ZM44 105H42V107H40V109H44L45 108V110H49V109H46V107H44ZM55 107V106H54ZM7 108H9V107H7ZM47 108H49V107H47ZM12 109H14V107L12 108ZM39 109V108H38ZM37 109V110H38ZM40 109L38 110V111H40ZM13 111H15V110H13ZM12 111V112H13ZM28 111H29V109H28ZM38 111H37V113H38ZM54 111V110H53ZM53 111H49L50 113L48 114V112L47 111H45V112H47V114L49 115V116H51L50 114H51V112H52V114H53ZM4 112V111H3ZM8 112V111H7ZM35 112H36V110H34V112L32 111V113H34L35 114ZM44 112V113H45ZM9 113V112H8ZM30 113H31V111H30ZM30 113H28V117L26 116V115H24V116H26V120L27 121H29V114ZM7 114V113H6ZM24 114V113H23ZM33 114V115H34ZM39 114H40V116H41V114L42 113H40L39 112ZM38 114V115H39ZM55 114V113H54ZM58 114V113H57ZM254 114V107H252L245 115H244V117H242V119L240 120V121H238V122H235V123H233V124H231V125H228V127H226V129H228V131L225 129L224 131H227V132H225V133H223V135H222V133H221V138H220V140L219 141H211L210 139H208V135H209V133H207L206 132V130H205V132H204V135H203V142H201V144H193L194 143V141L191 139H189L188 141H186V142H184V143H182L181 142V144H179L176 148H174V149H169V150H167V153L164 151V155H160V153L159 152H157L158 154H156V156H151V157H149L150 158V166H148V165H145V166H140V167H136V166H134V165H130V166H128V169L131 171V172H133L134 170H138V173H139V175H140V177L137 179V181H135V182H138V183H136V184H138V185H136L139 189L141 188V190H144L145 188L142 186L143 184H144V182H146V183H148L149 184V182H152V181H154L157 177H162V176H164L166 173H168V171L169 170H172L171 168H181V167H184L186 164H189V163H191L192 165H195V167L196 166H198V163H199V160L202 158L201 157V155L203 154H206V155H209V157L213 160V159H215L216 157H219L220 155H218V152H219V150H222V154L224 155V157L225 158H231V156L235 153V152H238L239 153V156L244 160V165H243V167H241V168H232V169H230L227 173H224V174H222L221 176H219V177H216L215 175H214V172H213V161H211V162H209L208 161V163H206V164H204V165H201V167H199V168H196V173H195V175H189L188 173L186 174V173H184V172H182V173H180L181 175L178 177V179H175V181L173 182V181H168V183H170V185L169 184H165L166 185V187H165V185H161L162 186V188H161V195L162 194H167V193H170V192H172V191H174V190H176L177 188H178V184H180L181 182H184L186 185H187V187L185 188V191H184V195L182 196V195H180V196H178L177 197V201H178V203H177V205H173L174 203H169V202H166L165 203V205H166V207H165V209H162L161 211H159V222H161V224H164L165 225V228L167 229V231L168 230H171L175 225H187V227L185 228V232H190V231H195L196 229H198L199 227H207V225H210V223L212 222V220L214 219V218H216L217 219V221L219 222V226L220 227H222V228H227L228 226H231V227H236L237 226V219L238 218H240L241 216H242V214H244L245 213V207L248 205V204H250V203H256V202H261V201H264V126H258V125H256V126H254V125H252V126H250L249 128H248V132L249 133H247V132H245V131H243V129L245 128V123H246V121L252 116ZM33 115H31L32 117H33ZM38 115H36L35 114V118H39L38 117ZM56 115V114H55ZM70 115V114H69ZM73 115V114H72ZM72 115H70V116H72ZM22 116V115H21ZM37 116V117H36ZM43 117H44V114L42 115ZM42 116H41V118H39V119H42ZM46 116V115H45ZM58 115H57V120H58ZM29 118V119H28ZM34 118V117H33ZM45 118H47V117H45ZM49 118H51V117H49ZM54 118V117H53ZM53 118H51L52 120H53ZM60 118V117H59ZM73 118V117H72ZM32 119V118H31ZM54 119H56V118H54ZM9 120V119H8ZM11 120V119H10ZM14 120V119H13ZM35 120V119H34ZM33 119H32V121H34ZM37 120V119H36ZM35 120V121H36ZM44 120V119H43ZM47 120H48V118H47ZM46 119H45V121H47ZM50 120V119H49ZM52 120H50L51 122H52ZM23 121H25V118H24V120ZM31 121V120H30ZM38 121H40V120H38ZM37 121V123H39L40 124V122H38ZM42 121V120H41ZM55 121V120H54ZM53 121V122H54ZM5 121H3V123H4ZM7 122V121H6ZM5 122V123H6ZM51 122H49V123H51ZM52 122V123H53ZM57 122V121H56ZM59 122V121H58ZM11 123H12V121H11ZM25 123H27L26 121H25ZM25 123H22L23 125L22 126H24V124ZM43 122H41V124H42ZM45 123V122H44ZM49 123H47L46 122V124H49ZM30 123L28 122V124L27 125H29ZM34 124V123H33ZM32 124V122H31V124L30 125H33ZM37 125V126H39V128H40V125ZM55 124V123H54ZM2 125V124H1ZM5 126L7 125V124H4ZM35 125V124H34ZM9 126V125H8ZM8 126H6V127H8ZM11 126V125H10ZM21 126V125H20ZM53 126V125H52ZM2 127V126H1ZM14 127V126H13ZM26 127H28V126H26ZM25 127V128H26ZM45 127V125L43 124V127L42 128H44ZM47 127V126H46ZM5 128V127H4ZM42 128H40V129H42ZM5 129H7V128H5ZM24 129V128H23ZM46 129H50V132H51V129L52 128H46ZM45 129V130H46ZM213 129H218V128H214L213 127ZM1 130V129H0ZM8 130V129H7ZM19 130V129H18ZM21 130L22 129H20V131L19 132H21ZM27 130V129H26ZM44 130V129H43ZM52 131H53V129H52ZM207 131H209V129L207 130ZM243 131V132H242ZM5 132V131H4ZM45 132V131H44ZM46 132H47V130H46ZM50 132H49V130H48V135L50 134ZM6 133V132H5ZM8 133V132H7ZM6 133V135H8V134H10V133H8L7 134ZM26 133V132H25ZM40 133V132H39ZM51 133H53V132H51ZM2 134V133H1ZM4 134V133H3ZM18 134V133H17ZM22 133H20V135H21ZM44 134V133H43ZM6 135H5V139L4 140H6L7 139V137H6ZM11 134H10V138H11ZM22 136V135H21ZM20 136V137H21ZM46 136H47V133H46ZM3 137V136H2ZM17 137V136H16ZM19 137V136H18ZM42 137H44L45 138V136H43L42 135ZM41 137V138H42ZM51 137H52V135H51ZM51 137H50V139H51ZM9 138V139H10ZM13 138V137H12ZM43 138V141L42 142H40L39 141V138H38V141L40 142V144H42V146H40V148H38L37 150H36V148H34L33 150L34 151H38V152H42V149L44 148V149H46L47 148V150L48 151H46V153L48 152V153H51L52 155H54L55 153H56V149L58 148L59 149V146L56 144L55 145V143H54V147H52L51 149L49 148V146H47L46 144L47 143H50V142H47V138H48V136H47V138H45L44 139ZM24 139V138H23ZM53 139V138H52ZM95 139V141L93 142L94 143V145H92L91 144V146H92V148H93V151L90 153L89 151H87V149H84L83 150V148H84V146H83V148H82V150H80L79 149V151L77 150L76 152H71V151H68L69 149L67 148L66 149V151H65V153L68 155V156H65L66 158H60V157H56V156H54V158H56V159H58V160H55V164L54 163H52L53 164V169H51V172L47 175H44V174H42L43 176H44V179H40L41 177L39 176V177H37L39 174H37V180H35V182H34V184H33V186H31L30 187V184H28V172H26V169H23L22 171H21V173L19 174V175H16L13 171H11V170H6V166H5V169H2L1 167H2V165H1V163H0V165H1V167H0V235L2 236L3 235V233L4 232H6L7 233V229H10V233H9V235H8V237L7 238H12V237H14L15 235H18V233L20 232H18L17 230H16V228H18L19 226L22 228V226L21 225H19V224H22L21 222L23 221V219L25 218V216L30 212H33L34 211V209H36L40 204H43V202L47 199L48 200V198L47 197H49V193H51L52 192V190L54 191V187L55 186H57V185H60V187L62 188L61 190H63L62 192L64 193L63 195H65V198H64V201L66 200V196L67 197H70L69 196V194L68 195H66L68 192H70V188L72 187L71 186V184H72V182L73 181H76L77 179H82V177H81V175H79V174H73L72 173V168H73V166H77V167H79V168H81L83 165H84V163L86 162V161H88L89 159H90V157H92L93 155H96V154H98L99 152H101L102 151V146H101V141H102V139L101 138H99V136L98 137H95L94 138ZM98 139H101L100 141L98 140ZM3 140V141H4ZM22 140V139H21ZM41 140V139H40ZM7 141V140H6ZM49 141V140H48ZM51 141V140H50ZM54 141V140H53ZM93 141V140H92ZM135 142H130L131 144H132V146H131V149H133L132 147L134 146H136L138 143H139V141L138 142H136V140H134ZM8 142H9V140H8ZM7 142V143H8ZM14 142V141H13ZM16 142V141H15ZM25 142V141H24ZM38 142V143H39ZM141 142V141H140ZM5 145L7 144L5 141L3 142ZM11 143H12V141H11ZM10 143V144H11ZM18 143V142H17ZM37 143V142H36ZM35 143V144H36ZM53 143V142H52ZM58 143V142H57ZM20 144V143H19ZM190 144H193V148L192 149H194V148H196V147H198L199 145H201V147H199V148H197V149H195L194 151H192L193 153L191 154V152L189 151L190 149H185L186 150V152H184V148L185 147H187V145H190ZM13 145H14V143H13ZM49 145V144H48ZM103 145V144H102ZM139 145H141V143H139L138 144V146ZM16 146V145H15ZM34 146V145H33ZM47 146V147H46ZM52 146V144L50 145V147ZM72 146V145H71ZM138 146H136L135 148H137ZM6 147V146H5ZM13 147V146H12ZM19 147V146H18ZM75 146H73V149L75 150V148H74ZM159 147V146H158ZM160 147L163 149V145L161 146L160 145ZM184 147V148H183ZM0 148H2V147H0ZM70 148V147H69ZM77 148H78V146H77ZM157 148V147H156ZM171 148V147H170ZM173 148V147H172ZM2 149H4V148H2ZM2 149H0V150H2ZM57 149V150H58ZM73 149H71V150H73ZM162 149H159L158 148V150L160 151V150H162ZM168 149V148H167ZM73 150V151H74ZM154 150H155V148H154ZM165 150H166V148H165ZM4 150H2V152H3ZM7 151V150H6ZM44 151V150H43ZM157 151V150H156ZM5 152V151H4ZM3 152V153H4ZM88 152V153H87ZM152 152H153V150H152ZM163 152V151H162ZM187 152L190 154V155H187ZM2 153V154H3ZM45 153V152H44ZM150 153V152H149ZM5 154H7V153H5ZM4 154V155H5ZM21 154V153H20ZM144 154V153H143ZM147 154H148V152H147ZM3 155V156H4ZM65 155V154H64ZM150 155V154H149ZM152 155V154H151ZM60 156V155H59ZM143 156V155H142ZM12 157V156H11ZM4 158H7V156L6 157H4ZM53 158V157H52ZM54 158H53V161H54ZM224 158V159H225ZM78 159V160H77ZM73 162H75V163H73ZM8 163V162H7ZM72 164H74V165H72ZM115 165H116V163H115ZM151 165H152V168H150L151 167ZM169 165V167H167ZM11 166V165H10ZM4 168V167H3ZM112 169L113 170H115L116 171V167H112ZM5 170V171H4ZM114 171V172H115ZM183 171H185V168L183 169ZM195 171V170H194ZM136 172V171H135ZM18 173V172H17ZM128 173H130V172H128ZM137 173V172H136ZM138 173L136 174V175H138ZM131 174H133V173H131ZM194 174V173H193ZM134 176V178L133 179H135V173L133 174ZM166 175H168V174H166ZM129 176H130V174H129ZM130 177H132V176H130ZM233 180V181H236V182H240V181H243L242 182V186L241 187H239V188H236V189H234L233 191H230V192H228L227 193V195L225 196V206H221V207H219L220 205H219V202H218V194H217V192L219 191V189L221 188V187H224L225 186V184H226V182L228 181V180ZM30 180V179H29ZM172 180H173V178H172ZM43 181H44V183H43ZM90 181V180H89ZM173 182V183H172ZM44 184H45V187L47 188V190H48V193H46V196H44V194H43V192L44 191H46V190H42L41 188L44 186ZM146 185V184H145ZM142 186V187H141ZM169 186V187H168ZM99 188V187H98ZM40 189H41V191H43V192H41L42 194H43V196H41L40 194ZM101 189V188H100ZM98 190V189H97ZM140 190V191H141ZM148 190V189H147ZM146 190V191H147ZM95 191H96V189H95ZM132 191L133 190H131V188H130V186L128 185V183L126 182V180L125 179H122L117 185L115 184V186H113V188H112V194L114 195V197L115 198H117V203L115 202V201H113V206L112 207H104V208H107V210L105 209V210H103V212H104V220H103V218L101 217V213H100V211H97V208H95V206L93 207V204H91V201L90 200H87V199H81V201L79 202V203H81V205H80V208L78 207V206H76V207H78L79 209H77L76 210V208H75V210L74 211H77V212H75V214L77 213V215L79 214V216L81 215L82 216V220H81V222H80V220H79V223H81L82 224V226H80L79 228H80V230H79V228H77L76 227V229L78 230V232L79 231H82V235L79 237L76 233H77V230L76 229H74L75 228V226L76 225H74V228H72V229H74V231L73 230H71V231H73V233H72V237L74 238V237H76V239L75 240H78V238H80L79 240L81 241V242H86L87 240H89V239H92V240H94L93 242H95V243H97V244H99V245H101V246H103V247H106V248H108L110 245H112L113 244V240H115V238H117L118 239V241H120V243H121V250L120 251H118L119 253H120V255H121V258L122 257H124V251H122V249H125L128 245H130V244H132L131 243V240H130V238L126 235V233H127V229H129L128 228V225H138V226H140V227H142L141 229L142 230H145V231H147L148 232V234L140 241V243H139V246L137 247V249L135 250V254H134V260L137 262V264H201L200 263V257H201V254H202V250H204V249H206V252H207V254H208V258H217V257H215V256H217L216 255V251L219 249V248H222V251H224V253L225 254H228V255H230V254H233L235 251H237V246L239 245V244H241L243 241H245L246 239L247 240H249V237L252 235V229H251V224H250V222L251 221H249V223H246V224H244L242 227H240L239 228V231L237 232V235H236V237H233V238H224L223 240H221V239H219V240H214L213 242H211V243H209L208 244V246H206V247H204V246H200V245H197V247H196V251H191V252H189V251H184L183 249L182 250H180L178 247H177V245L172 241V239H170L169 237L170 236H168L167 235V231H165L164 233H156V226L154 225V223L152 222V221H148L147 223H145V224H141V223H139V222H135L133 219H131V217H133L134 219H135V216H134V214H135V212H136V210H138V209H140V210H145L146 208H148L149 206H151V198H152V193L151 192H145V190H144V192L143 193H145L144 195V198L143 199H141V200H137L136 199V197H135V193H132ZM47 192V191H46ZM93 192H94V190H93ZM103 192V191H102ZM134 192V191H133ZM98 193V192H97ZM102 195V193L100 192L99 194H97V196H95L96 195V193L95 194H93L95 197H98V195ZM62 195V196H63ZM101 195L97 198L98 199V201L99 202H101L102 201V203L103 202H105L103 199H101V198H104L103 196H106L105 195V192H104V194L102 195V197H101ZM46 198L45 200H44V198ZM64 197V196H63ZM107 197V196H106ZM97 199H95L96 201H97ZM105 199H107V198H105ZM67 201V200H66ZM63 202V208L64 209H67V208H69L68 207V205H66L67 204V202ZM107 201V200H106ZM98 202V203H99ZM116 204H115V203ZM64 203H66L65 205H64ZM101 203V204H102ZM101 204H98V206H99V208H102V206H101ZM104 204H106V203H104ZM207 205V206H206ZM66 206H67V208H66ZM92 207V208H91ZM20 208V209H19ZM28 208H32L30 211H29V209ZM94 208V209H93ZM70 209V208H69ZM69 209H67L68 211H66L65 210V215L63 216L64 217V221H65V223H66V225L67 224H69V223H74V220H73V222L71 221L70 222V218H71V220H72V217H74V216H76V215H72L73 213H74V211L73 210H69ZM71 209H73V208H71ZM166 210H167V212H166ZM19 211L21 212L20 214H19ZM79 211V212H78ZM95 211V213H93ZM103 212H102V214H103ZM200 213H205L206 215H207V219H206V221H200L199 222V218H198V216H197V214H200ZM17 214H19L18 216H17ZM70 215H72V217H70ZM130 221V222H129ZM7 225V226H6ZM19 225V226H18ZM73 225V224H72ZM18 226V227H17ZM109 226V227H108ZM19 227V229H21ZM90 229L89 231H87V229ZM6 229V230H5ZM5 230V231H4ZM75 230H76V232H75ZM4 231V232H3ZM16 231H17V234H15L16 233ZM85 231H87L86 233L88 234V236H86V234H85ZM3 232V233H2ZM80 233V232H79ZM221 233V232H220ZM0 236V237H1ZM262 236H263V243H264V232L262 233ZM68 237V236H67ZM71 236H69V238H70ZM72 237H71V239H72ZM91 237V238H90ZM253 236H251V238H252ZM15 238V237H14ZM83 238V239H82ZM204 238V241L205 240H207V238H205V236L203 237ZM9 239V240H10ZM75 240H72V241H70V239L69 240H67V239H64L63 237H62V235H60L58 232H54V231H51V230H49V229H45V230H43V231H41L39 234H36L34 237H33V239H31V240H27L26 242H24V245H23V248H22V250L18 253V255L19 256H21L26 262V264H38V262H41V263H43V264H48L50 261L51 262H53L54 264L56 263V264H64L62 261H61V257H62V253H64V252H74V254H77V250H76V247H75V245H74V242H75ZM6 241H8V240H6ZM76 243H77V241H76ZM262 243V244H263ZM7 244H9V241H8V243ZM6 244V245H7ZM150 246H152L151 247V249L149 248ZM223 246V247H222ZM240 246V245H239ZM8 247V246H7ZM195 248V247H194ZM218 248V249H217ZM236 249V250H235ZM197 250H199V251H197ZM168 252V254H166L167 256H165V257H162V256H164V253L165 252ZM79 261H80V263L81 264H85V263H100V261H101V258L99 259L98 257H96V256H92V253H90V254H87V255H85V256H82V257H79ZM62 262V263H61ZM218 262H219V260H218ZM203 264V263H202ZM206 264V263H205ZM221 264V263H220Z\"/></svg>", "mask_w": 264, "mask_h": 264}]
</instances>
